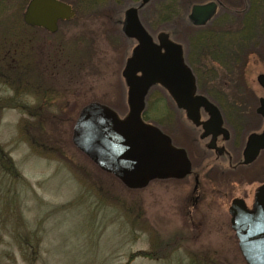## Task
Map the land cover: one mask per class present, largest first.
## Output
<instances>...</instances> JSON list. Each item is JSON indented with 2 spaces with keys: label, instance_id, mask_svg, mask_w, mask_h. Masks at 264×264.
Segmentation results:
<instances>
[{
  "label": "rangeland",
  "instance_id": "374dc122",
  "mask_svg": "<svg viewBox=\"0 0 264 264\" xmlns=\"http://www.w3.org/2000/svg\"><path fill=\"white\" fill-rule=\"evenodd\" d=\"M66 1L76 15L54 33L25 25L14 6L1 16L7 20L0 22V264H246L224 219L230 198L256 186L259 175L243 181L220 174L216 186L226 194L193 203L192 189L179 181L127 188L74 145L72 127L85 104L127 111L121 70L133 43L111 23L118 2ZM194 2L150 0L140 12L153 35L169 32L191 59ZM126 6L118 10L121 19ZM208 79H200V89L224 101L222 76ZM170 101L152 87L146 120L189 148L191 130ZM179 233L188 247L170 249ZM18 235H29L36 253Z\"/></svg>",
  "mask_w": 264,
  "mask_h": 264
},
{
  "label": "water",
  "instance_id": "95a60500",
  "mask_svg": "<svg viewBox=\"0 0 264 264\" xmlns=\"http://www.w3.org/2000/svg\"><path fill=\"white\" fill-rule=\"evenodd\" d=\"M147 2L141 0L137 6L127 8L121 20L124 36L136 40L121 70L127 88V111L121 116L109 105L91 101L80 109L72 131L74 145L130 189L143 188L153 179L183 178L191 172L186 149L173 144L171 136L158 125L143 119L151 87H162L177 109L184 110L195 124H199V109L204 107L210 114L203 122L206 133L208 126L222 123L218 107L197 93L195 75L185 61L182 44L164 30L155 35V42L143 26L138 10ZM212 12L210 3L193 4L188 17L192 23L204 24ZM74 14L75 9L63 0H29L22 20L29 26L55 32L58 21L69 20ZM258 79L264 86V75ZM260 139H250V143L258 144L245 155V162L253 160L258 149L264 147ZM229 212L245 262L264 264V184L255 191L252 209L235 197Z\"/></svg>",
  "mask_w": 264,
  "mask_h": 264
},
{
  "label": "flooded vegetation",
  "instance_id": "af4514ba",
  "mask_svg": "<svg viewBox=\"0 0 264 264\" xmlns=\"http://www.w3.org/2000/svg\"><path fill=\"white\" fill-rule=\"evenodd\" d=\"M114 1L118 2L119 5L115 10L117 16L111 19V23L119 25L121 31V20L124 11L129 7L137 6L141 0ZM149 2L150 0L139 8V17L140 12L146 8ZM205 3L211 4L213 12L204 24L192 23L188 17V24L193 30L192 59L185 52L182 41L176 38L171 39L182 44L185 61L195 75L197 93L205 95L218 107L222 123L218 126H208L206 133L203 122L210 118V114L204 107L199 109V124L191 122L186 117L184 110L177 109L182 114L181 119L185 120L183 122H186L191 130L190 137L186 139L189 148L177 144L167 129L160 128L171 136L175 145L186 149L191 161V172L183 178L162 180H174L188 184L192 189L193 203L196 199L199 202L201 199L214 202L218 196L222 197L226 194L223 192L222 195L220 193L222 189L216 186V179L220 174H226L229 177H235L236 174H239L240 179L243 181L247 180V177L252 174L259 175L260 182L256 186L247 190L242 197L234 196L228 201V218L224 219V226L229 236L232 232L238 246V239L231 224L230 203L233 198L240 197L246 207L252 209L255 191L258 186L264 184V147L258 149L253 160L245 162V155L250 154L255 145L258 144L257 142L250 143L252 137H260L262 144H264V86L258 79L260 75H264V0H196L190 5L189 10L193 4ZM123 4L127 6L121 19L118 10ZM75 15L76 9L72 18ZM140 20L153 36L154 41L157 42L155 35L147 28L141 17ZM61 21H58V25ZM121 33L123 34L122 31ZM131 42L133 48L136 40L132 39ZM217 76L223 78L221 79L223 87L218 89L220 93H223L221 94L224 98L222 102L217 101L207 91H203L199 87L201 78L207 77L212 83ZM170 103L176 108L172 99ZM179 131H181L180 127ZM185 136L188 137V134H185ZM190 212L186 214H188L191 221L190 230L194 231L193 226L196 223L194 218L191 219ZM184 235L179 233L177 236L180 238L176 241L178 245L175 246L176 244H174L170 249L187 248L188 240L184 238ZM165 246L167 247L168 243Z\"/></svg>",
  "mask_w": 264,
  "mask_h": 264
},
{
  "label": "trees",
  "instance_id": "16d2710c",
  "mask_svg": "<svg viewBox=\"0 0 264 264\" xmlns=\"http://www.w3.org/2000/svg\"><path fill=\"white\" fill-rule=\"evenodd\" d=\"M27 1L28 0H0V22L7 20V19L2 18L1 16L2 14L4 15L5 11H7L6 7L8 6L15 7V11H17V15H18L17 19L20 20L22 11L24 9V6L27 4ZM143 118L147 119L145 111L143 112ZM17 240L19 241L20 245L27 250L32 247L29 245L30 244L29 235H22V236L18 235ZM32 249L33 248H31V252L36 253V251ZM143 255H147V254L143 253Z\"/></svg>",
  "mask_w": 264,
  "mask_h": 264
}]
</instances>
